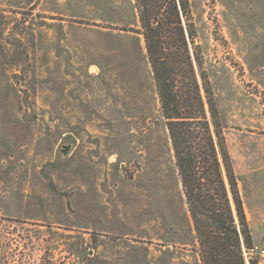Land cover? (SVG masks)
Here are the masks:
<instances>
[{
	"label": "rangeland",
	"instance_id": "1",
	"mask_svg": "<svg viewBox=\"0 0 264 264\" xmlns=\"http://www.w3.org/2000/svg\"><path fill=\"white\" fill-rule=\"evenodd\" d=\"M189 1L255 252L264 241V0ZM58 8L110 16L102 0H0V264H200L150 69L85 70V83L98 80L96 104L86 101L96 115L48 116L46 90L57 99L75 74L48 67L54 49L40 32ZM80 35L100 67L104 46L124 39ZM124 74L143 86H126ZM57 106L68 114L67 104ZM90 131L115 160L82 172L93 192L78 183L73 160Z\"/></svg>",
	"mask_w": 264,
	"mask_h": 264
},
{
	"label": "trees",
	"instance_id": "2",
	"mask_svg": "<svg viewBox=\"0 0 264 264\" xmlns=\"http://www.w3.org/2000/svg\"><path fill=\"white\" fill-rule=\"evenodd\" d=\"M134 2L199 262L259 264L190 1Z\"/></svg>",
	"mask_w": 264,
	"mask_h": 264
},
{
	"label": "crops",
	"instance_id": "3",
	"mask_svg": "<svg viewBox=\"0 0 264 264\" xmlns=\"http://www.w3.org/2000/svg\"><path fill=\"white\" fill-rule=\"evenodd\" d=\"M42 1L56 5V7L63 3V0ZM102 5L109 8L110 16L101 14L96 18L88 19L72 13L64 15L58 8V12H52L53 17L58 18L47 19L48 22L41 28L40 34H47L44 38L47 48L54 49L53 54L47 59L49 62L48 67L51 70L75 72V74L69 75L70 79L67 78L66 88L64 89L65 85L61 86L60 96L57 99L53 97L51 90H46L47 108L50 110L47 113L52 118H92L96 115L94 110L91 109L92 103L96 104V94L93 95V87L97 86L98 80L96 81L93 78L90 82L87 81L85 83L83 77H81L82 72L85 70L91 72L94 70L95 72L92 73H97L103 68L105 70L119 69L127 72L134 71L138 68L137 65H141L145 75L150 69L143 37L138 32L139 20L134 0H102ZM80 34H103L109 35V37L123 35L121 37L124 39L120 44L112 42L104 46L105 52L100 59L102 65L100 67L96 63L95 53L91 49L82 47L84 40ZM106 64H112V66H104ZM124 75L126 76V86H143L137 78H130L129 74ZM101 93L100 98L103 99L104 113H108L104 116L109 117V113L114 111V107L106 90H102ZM138 93H142V90ZM89 100H92V103L90 101L87 104ZM54 102L67 104L68 110L66 111L68 114L62 108L59 109L58 106L54 109V104H56ZM146 102L147 100H143L142 96H140L136 104L143 108L146 106ZM92 133V131L83 133L88 136L83 137L86 143L83 142L76 147L73 158L77 162V166H79L76 173L78 183L83 184L84 188L85 185L89 186L88 189L91 192L94 191L93 185H90L92 182L90 183L89 180L85 179L82 172L86 171L87 168H93V171H96V166L101 161L115 162L110 145L106 146L105 144L103 149L100 146L97 149ZM122 188L120 187L122 194L119 197L121 198L124 197L123 193H125ZM244 210L249 224L245 205ZM249 227L251 228L250 224ZM251 236L254 243L255 238L252 232Z\"/></svg>",
	"mask_w": 264,
	"mask_h": 264
},
{
	"label": "built area",
	"instance_id": "4",
	"mask_svg": "<svg viewBox=\"0 0 264 264\" xmlns=\"http://www.w3.org/2000/svg\"><path fill=\"white\" fill-rule=\"evenodd\" d=\"M262 237H263V240H264V221L262 222ZM254 250H250V251H247L245 252V256H246V259H249L250 257L254 256V254L257 256V258L259 259V264H260V261H264V241H263V245L260 246V247H256L255 248V252H253Z\"/></svg>",
	"mask_w": 264,
	"mask_h": 264
},
{
	"label": "water",
	"instance_id": "5",
	"mask_svg": "<svg viewBox=\"0 0 264 264\" xmlns=\"http://www.w3.org/2000/svg\"><path fill=\"white\" fill-rule=\"evenodd\" d=\"M67 150H68V148H65V149L62 150V152H63V153H66Z\"/></svg>",
	"mask_w": 264,
	"mask_h": 264
}]
</instances>
